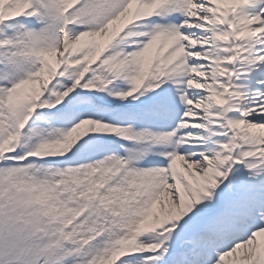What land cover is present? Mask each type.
Masks as SVG:
<instances>
[{"label": "snow or ice", "instance_id": "obj_1", "mask_svg": "<svg viewBox=\"0 0 264 264\" xmlns=\"http://www.w3.org/2000/svg\"><path fill=\"white\" fill-rule=\"evenodd\" d=\"M0 264H264V0H0Z\"/></svg>", "mask_w": 264, "mask_h": 264}]
</instances>
